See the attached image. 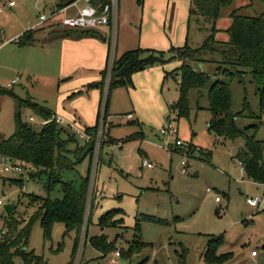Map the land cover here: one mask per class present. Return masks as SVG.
I'll return each instance as SVG.
<instances>
[{
  "label": "rangeland",
  "instance_id": "rangeland-1",
  "mask_svg": "<svg viewBox=\"0 0 264 264\" xmlns=\"http://www.w3.org/2000/svg\"><path fill=\"white\" fill-rule=\"evenodd\" d=\"M6 1L9 0H0V5ZM14 1L16 6L9 8L6 5L0 11V87H6L8 82L17 79L12 89L18 96L29 95L69 121L77 114L84 128L95 126L100 90L88 85L99 80L94 77H100V72L61 76L57 65L39 69L27 63L24 55L27 51L22 53L18 43L11 40L28 23L38 21L39 11L44 10L46 4L53 5L56 0ZM120 1L122 10L125 4L128 13L138 9V0ZM245 1L251 5L243 8L241 13H264L263 0H234V5ZM189 2L173 0L168 6V0H153L148 1V7L144 2L139 5L142 19L139 24L132 22L130 26L122 23V36H129L135 28L139 36L137 46L164 52L166 62L149 67L152 73L150 82L143 83L137 76L147 71L142 70L133 76L134 87L112 90L110 115L104 121L105 140L99 154L98 170L96 173L91 171L82 228L66 232L62 222H55L50 239H45L40 218L33 220L29 248L43 255L48 264H137L145 259L146 264H205L202 253L207 238L220 234L224 235L225 243L219 252L231 255V259L222 264H264V253L256 263L249 258H241L244 243H247L249 251L252 247H255L253 250L264 247V208L256 210L246 200L248 196L264 192V185L247 177L234 157L244 146V138H225L208 128L212 116L208 109L209 88L216 79L222 78L230 83L237 127L244 131L246 127L257 124L256 138L264 142V125L259 124L260 97L251 73L247 72L242 82L238 76L230 79L231 74L240 72L219 63L223 60L219 52H207L206 61L194 63V67L205 71L210 81L201 89L189 91V116L178 118L169 108L178 99L180 88L174 77L165 78V74L181 65L179 59L174 58L171 47H181L188 42L191 48L199 47L210 33L209 23L202 18L199 23L193 18V23L189 24ZM229 7L225 6L223 10ZM43 26L53 30L48 24ZM223 34L224 31L220 32L218 37ZM212 46L220 47L218 44ZM218 65L219 75H216ZM79 90L84 91L76 95ZM15 112V97L0 94V139L14 133ZM129 113H133L135 120L124 117ZM31 115L35 116L36 122L30 123ZM20 116L36 130L43 126V117L31 107H23ZM169 118L175 119L178 137L199 149H191L189 154L186 149L176 147L175 135L160 134ZM93 130L89 129L90 132ZM69 132L72 133L71 130ZM77 139V144H70L72 150H82L85 145L83 140ZM209 151L212 154L207 156ZM185 153L189 157H185ZM186 158L188 164L183 172L182 160ZM144 159L154 162L155 166L144 167ZM89 162V157L81 162L76 160L75 170L65 172L63 179L78 186L88 173ZM31 172L29 176L0 174V200L4 202L0 206V238L6 229V219L14 217L24 224L33 217L42 203L38 196L63 197L60 184L49 191L46 189L47 175L36 170L38 175L33 177ZM6 204L16 205L11 214L7 213ZM116 208L125 211V220L117 215L113 226L101 228L98 225L100 216ZM137 223L139 232L135 231ZM85 234L88 240L95 235H107L110 241L115 242L116 250L127 249L134 243L135 253L129 258L118 257V262L112 263L114 252L103 256L89 241L85 244ZM76 238L79 246L72 258ZM15 261L16 264L22 263L19 257Z\"/></svg>",
  "mask_w": 264,
  "mask_h": 264
},
{
  "label": "trees",
  "instance_id": "trees-1",
  "mask_svg": "<svg viewBox=\"0 0 264 264\" xmlns=\"http://www.w3.org/2000/svg\"><path fill=\"white\" fill-rule=\"evenodd\" d=\"M233 3L234 0H191L190 19L195 18L199 23L202 18L204 22H208L210 33L199 47L191 48L188 43L181 47H171L174 58L179 59L181 65L173 72H166L165 78L172 76L178 81L179 97L169 106L170 111L176 113L178 118L188 117L190 114L189 91L192 88L201 89L210 81V76L205 71L194 67V63L206 61L205 54L216 51L223 59L219 63H224L240 72L237 75L231 74L230 79L238 76L242 82L245 74L251 73L252 81L256 84L260 97L259 124L264 125V13L247 15L241 13L242 8L234 9L231 12L232 23L227 30L230 39L220 42L215 37L216 22L222 7L231 6ZM80 31L89 32L92 30ZM34 32V29L25 31L20 35L18 44L20 46L31 44ZM213 44H218L220 47L213 48ZM165 62L164 52L143 49L139 46L117 56L108 79L109 61L107 56L101 79L88 85L91 88L99 89L101 97L96 124L93 127H86V129H95L102 114L105 120L109 117L110 96L114 88L133 86L135 73ZM219 67L220 65L217 67L216 75H219ZM0 94H10L16 99L15 130L11 136L0 139V153L27 164L32 170L31 176L33 177L38 175L36 170L39 174L45 173L47 175V190L50 191L60 184L63 192L61 199L38 196L42 203L33 217L24 224L14 217L6 219V229L0 238V264H16L17 257L22 260L21 264H48L43 255H39L29 248L31 224L36 217L40 218L45 239H50L55 222H62L66 227V232L79 231L82 228L91 183L93 146L87 143L82 146V150L79 147V149L72 150L70 144L79 142L77 136L73 132L70 133L69 128L55 120L43 124L40 130H36L30 124L31 121L29 123L21 119L20 114L23 107H31L44 120H49L54 113L32 98L24 99L17 96L10 89L0 88ZM208 98V109L212 114L209 130L218 136L229 139L243 137L244 146L238 149L234 157L242 163L247 177L264 185V142L257 139L254 132L258 125H250L244 131L237 127L235 120L237 113L232 111L230 83L224 79L218 78L212 83ZM188 144L190 149H199L193 143ZM211 154V151L206 153L207 156ZM86 157H89L90 160L88 173L86 177L82 178L80 184L76 186L73 181L64 180L65 172L75 170L76 160L81 162ZM117 215L121 220H125V211L122 208H116L103 213L99 218L98 225L101 228L113 226ZM152 220L161 221L156 218ZM139 228V223H137L135 231L139 232ZM87 241L92 247L102 252L103 256L116 250L115 242L110 241L105 234L92 236L89 240L87 236L85 244ZM224 243L223 234L208 237L205 250L202 253L205 264H222L231 259L230 254L219 252ZM78 246L79 239L76 238L72 258L75 257ZM135 248L134 243H131L127 249L120 248L121 257L129 258L135 253ZM137 264H146V259Z\"/></svg>",
  "mask_w": 264,
  "mask_h": 264
},
{
  "label": "crops",
  "instance_id": "crops-1",
  "mask_svg": "<svg viewBox=\"0 0 264 264\" xmlns=\"http://www.w3.org/2000/svg\"><path fill=\"white\" fill-rule=\"evenodd\" d=\"M69 1L71 0H56L52 2L53 5L46 4L44 6L45 8H43L44 10H40V11L47 13L50 10H53L56 7L61 6L62 4L68 3ZM148 1H153V0H138V4L142 6V4L145 2V7H148ZM172 1L173 0H168V6L171 4ZM189 1H190L189 2L190 3L189 8H190L191 0ZM7 2L8 1H6L5 4H7ZM245 2H243V4H237V5H234L233 3L231 7L225 8V10H223V7H222L220 16L216 22L217 32L215 34V37L218 41L220 42L229 41L230 35L227 30L232 23L231 12L237 8L245 9V8L250 7L251 5L250 2L249 1H247L246 3ZM139 5L137 6L138 9L132 10L131 12L128 13L126 11L125 4L123 5V10H122V4L120 1L119 26H118V32H117V38H116L117 55L118 54L121 55L122 53L128 50L139 47L137 46L139 36H137L136 34L137 30L135 28L131 30V33L129 36H125V35L122 36L120 32L122 23H124L125 25L129 23L130 26H132L131 25L132 22L139 24V22L142 21L140 17ZM14 6H16V4ZM12 7H9V8H12ZM244 14L251 15L250 13H244ZM166 18L168 20L169 11H168V14H166ZM192 23H193V20L190 19V16H189V24H192ZM30 29L35 30L34 36H33V42L31 44L24 45V46H20L18 44L20 46V49L22 50V53L27 51L24 53L27 63H32L39 69H50L52 68V65H55V67L57 65L58 74H60L61 76L73 75V74L80 73V72H84V74L86 75L96 74L97 72H100L101 76L100 77L95 76L94 78L99 79V80L101 79L102 71L105 68V64H106V60L108 56L109 45L111 44L110 42L112 41L111 40V33H112L111 27L101 26L89 32H82L80 30L69 29L64 26H54L52 27L53 30H49V29L47 30L45 26H43V24H39V16H38V21H32L28 23L25 27H23L20 31L17 32L15 37L22 35L25 31L30 30ZM222 31H224L223 36L218 37V34ZM127 34H129V32H127ZM41 41H42V44L40 43ZM145 70L147 71L143 74H137L138 72L135 73V75L136 74L137 76L139 75L138 77L140 78V80H142L143 83L150 82L151 80L150 75L152 74L149 68ZM120 87H125V86H120ZM132 87H134V82H133V86L126 87V88L131 89ZM0 88H6V87H0ZM12 88L10 90L14 92ZM96 90L99 91V89L97 88ZM83 91L84 90H79L78 93H75V94L76 95L81 94L83 93ZM26 97H31V96L28 95ZM26 97H21V98L25 99ZM100 97H101V94H100ZM37 103L48 108L54 114L58 115L56 113L57 111H55L53 108L43 103H40L38 101ZM134 112L136 111L134 110ZM74 116L75 117L72 120H75L81 124V118L77 114H75ZM96 119H97V116H96ZM15 208H16V205H15ZM246 246H247V243L242 244L241 258L246 257V258L251 259L253 263H256L259 260L261 254L264 253V247H261V248L256 247V249L258 250V255L252 256L251 252L253 248L255 247H252L251 250L249 251V249Z\"/></svg>",
  "mask_w": 264,
  "mask_h": 264
},
{
  "label": "built area",
  "instance_id": "built-area-1",
  "mask_svg": "<svg viewBox=\"0 0 264 264\" xmlns=\"http://www.w3.org/2000/svg\"><path fill=\"white\" fill-rule=\"evenodd\" d=\"M16 4L14 0H9L7 4L3 6L0 5V11H3L5 6L12 7ZM119 9H120V0H72L68 3L62 4L59 7H56L49 12H39V24H48L49 26H64L69 29L75 30H93L97 27L101 26H109L112 28L111 33V44L109 45L108 51V61L109 67L112 68L116 58V38L119 26ZM20 36H16L11 39L12 41L18 43ZM111 70V69H110ZM17 83V79L12 80L7 83L6 88L11 89L14 84ZM127 119H133L134 115L129 113L124 115ZM55 120L61 125L69 128L79 139L83 140L85 144H91L93 146V156H92V172L96 173L99 166V154L100 150L103 147V143L105 140L104 136V126H105V118L103 114L100 117L99 123L95 127V130L90 132L86 128L82 127V125L75 121H69L62 116L52 115L49 120H43V124ZM31 122H36V118L34 116H30ZM160 134L164 136L175 135L176 142L175 145L178 148L186 149L190 154L191 149L187 142H184L182 139L178 137L179 128L175 123V119H170L160 130ZM185 157H189L188 154L185 153ZM244 171L242 163L239 162ZM188 164V160H182V171H186V167ZM144 167L153 168L155 166L154 162L143 160ZM31 172V168L20 161L15 160L13 157L0 153V174H14L15 176H29ZM210 191V188H208ZM217 201H220L219 197H216ZM247 203L259 210L260 208H264V192L257 194L255 196H248ZM3 204V201L0 200V205ZM120 249L114 251L112 255V263L118 262V257H121ZM252 256L258 255V250L254 249L251 252Z\"/></svg>",
  "mask_w": 264,
  "mask_h": 264
},
{
  "label": "water",
  "instance_id": "water-1",
  "mask_svg": "<svg viewBox=\"0 0 264 264\" xmlns=\"http://www.w3.org/2000/svg\"><path fill=\"white\" fill-rule=\"evenodd\" d=\"M5 209L7 213L11 214L13 210L15 209V204H6ZM85 238H87V234H85Z\"/></svg>",
  "mask_w": 264,
  "mask_h": 264
}]
</instances>
